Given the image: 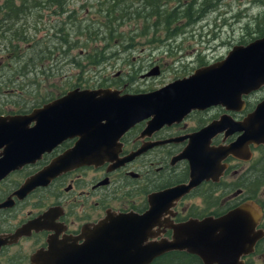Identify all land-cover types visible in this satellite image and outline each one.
Masks as SVG:
<instances>
[{
  "label": "flooded vegetation",
  "instance_id": "af4514ba",
  "mask_svg": "<svg viewBox=\"0 0 264 264\" xmlns=\"http://www.w3.org/2000/svg\"><path fill=\"white\" fill-rule=\"evenodd\" d=\"M263 36L224 42L222 57L198 62L188 73L180 66L171 70L166 65L162 69L151 66L141 78L159 77L164 71L173 75L155 88L129 92L125 83L96 88L75 85L33 108L74 89L107 88L120 95L151 92L188 77L197 68L216 64L232 47ZM131 47L125 45L122 51ZM3 52L4 60L10 62L12 50ZM105 54L108 59L117 52ZM153 68L157 74L146 75ZM263 101L264 83H260L250 91L232 93L203 109L190 110L177 122L155 127L150 118L142 119L120 137L111 163L64 170L27 193L18 192L23 183L70 149L77 138L65 139L34 163L8 172L0 179V264H62V242L74 243L81 251L90 243L98 247V240L108 237V230L120 227L109 225L115 219L110 215L142 216L151 207L155 216L150 222L126 228L129 238L141 239V245L169 241L173 228L189 220L218 219L241 210L250 220L236 223L240 232L236 236L233 226L232 237L242 231L258 239L240 261L264 264V136L258 129L260 121H245ZM18 108L7 113L0 108V116L26 114L32 109L17 113ZM93 248L89 251L94 254ZM50 249L54 254L48 259ZM159 257L149 264H155Z\"/></svg>",
  "mask_w": 264,
  "mask_h": 264
},
{
  "label": "water",
  "instance_id": "95a60500",
  "mask_svg": "<svg viewBox=\"0 0 264 264\" xmlns=\"http://www.w3.org/2000/svg\"><path fill=\"white\" fill-rule=\"evenodd\" d=\"M152 71L146 75L157 74L156 68ZM260 83H264V36L245 46H234L216 64L197 68L188 77L151 92L120 95L107 88L74 89L26 114L0 116V179L73 137L77 138L73 146L28 178L18 192L27 193L70 168L111 163L120 137L136 122L150 118V125L155 127L177 122L190 110L203 109L232 93L250 91ZM256 120L264 136V101L245 121ZM154 216L152 207L142 216L110 215L115 219L109 225L120 226L118 230H108V237L100 238L98 247L90 243L84 251L74 243L62 242V264H149L170 252L194 256L200 264H242L240 258L252 251L258 239L242 231L232 237L233 226L236 236L240 232L236 223L250 220L241 210L218 219L176 225L169 241L144 246L141 239L129 238L128 225L148 223ZM92 248L94 254L89 251ZM53 254L50 249L46 257L51 259Z\"/></svg>",
  "mask_w": 264,
  "mask_h": 264
},
{
  "label": "rangeland",
  "instance_id": "374dc122",
  "mask_svg": "<svg viewBox=\"0 0 264 264\" xmlns=\"http://www.w3.org/2000/svg\"><path fill=\"white\" fill-rule=\"evenodd\" d=\"M45 2V4L48 3L47 0ZM63 3L67 12L73 11L76 22L92 23L89 26L92 29L100 27L101 24L104 25L103 22L106 19H103V16L107 10L113 16L119 8L127 7L123 4V0H63ZM116 3L119 5L116 6ZM14 4L18 5L19 2L14 1ZM33 4L31 3V6ZM167 4L173 8L176 0H167ZM36 8L37 10L31 7L33 17L27 21L26 25L28 29L30 28V33H33L31 27L34 25L35 45L43 38L44 46L50 47L51 44H55L56 33L53 28L57 29L58 25H62L64 16H54L53 7L47 5H40ZM133 9L139 12L140 17L136 18L131 15L130 18L122 20L114 29L111 24L100 27L105 32L102 40L98 36L97 39L90 40L84 39L83 36H73L68 42L72 49L67 51L64 46L62 47L66 55L59 54L52 47L47 50L49 51L47 54H45L46 51L40 54L39 51H43V45L35 46L27 40L11 41L10 45L17 46L11 48L14 58L27 61V57L34 54L35 61H27L26 67L23 66L24 76L20 75L14 58L10 62L9 59L4 60V49H0V75H3L0 79L2 113L14 112L17 105L39 99L47 100L45 98L50 96L54 98L56 93H62L75 85L96 88V86L107 87L113 83H125L126 90L129 92L155 88L164 78L170 79L173 75L166 74L164 71L159 77L141 78V75L151 66L158 65L162 69L161 67L166 65L170 70L174 66H180L184 68V72L188 73L196 67L198 62L222 57L226 51L222 43L240 40L246 42L264 34V0H198L191 11L195 13L194 15L200 16L198 21L185 26L181 24L183 20L178 19L169 27L170 29L180 28L178 30L180 33L166 40L162 27L157 29L154 36L139 35V32L144 30L152 18L143 19V13L146 11L130 1L125 11L131 12ZM197 10L199 13H196ZM34 16L40 17L37 19ZM109 30L112 31L109 32ZM53 34H55L54 39H52ZM152 40L154 42L147 44ZM84 42L91 50V54L104 51L105 53L117 52V55L109 57L102 64L93 65L91 59L88 62L87 59L81 58L83 54L81 46ZM7 43V39H3L0 42V48L3 44L7 46ZM125 45L132 47L122 51ZM47 56H49L48 61L45 59ZM50 59L58 63L49 65ZM163 63L166 64L163 65ZM34 67L35 70H33ZM47 68L50 70L45 71L44 74L38 72L39 69L46 70ZM30 108L32 107L27 108L26 112Z\"/></svg>",
  "mask_w": 264,
  "mask_h": 264
},
{
  "label": "trees",
  "instance_id": "16d2710c",
  "mask_svg": "<svg viewBox=\"0 0 264 264\" xmlns=\"http://www.w3.org/2000/svg\"><path fill=\"white\" fill-rule=\"evenodd\" d=\"M14 1H18L19 4L15 5ZM48 3L45 4V0H0V42L3 39H7L8 43L7 46L5 44L2 45L0 49H4L11 53V48L14 46H11L10 43L13 40H27L32 45H35V28L33 30V33H30L28 30V26L26 25L27 21L33 17V11H31V7H34V9L37 10L36 7H39L40 5H47L50 7H53L52 13H54V16H64L62 25H58L57 29H54V32L56 33L55 36V44H51L50 47L44 46L45 44L42 43L43 38L41 42L37 43L35 46L43 45V51L40 50L39 53L43 54L44 51L45 54H47L51 47L54 50H57L59 54L66 55L64 52L65 49L67 51L72 49V46L68 44L69 40L73 38V36H83L84 39L90 40V39H97L96 37H100L99 39H103L102 37L105 35V32L101 30L100 27L107 26L108 24H111L113 26L112 29H114L115 26H118L122 20L128 19L133 15L136 18H139V12H136V9H133L131 12L125 11L128 7V4L130 1L134 2V5H138L141 7V10L143 9L146 11L143 13V19L149 20V19H155V21L149 20L148 24L144 27V30H141L139 32V35L145 36L146 34L153 35L156 34V31L159 27H162V31L164 32V39H169L171 37H174L175 34H178V30L180 28H174L170 29V25L177 22L178 19H182L183 22L181 24L187 26L194 21H198V18L200 17L198 14L194 15L195 13L191 12L192 8L195 6L198 0H176V4L171 8L167 4V0H123V4H126L125 9H120L116 12L115 15L111 16V13L109 10L105 12V15L103 16V19H106L103 24L97 26L96 29L89 28L90 24L92 23H85L81 24L80 22H76L75 15L72 14V11H66L63 5V0H47ZM114 1V0H113ZM205 1H211V0H205ZM31 3H34L33 6H31ZM118 3L115 5L117 6ZM119 5V4H118ZM171 8V9H170ZM202 9V8H200ZM63 11L66 12V15H63ZM196 13H199L197 10ZM35 18H39L40 16H34ZM181 20V21H182ZM99 25V24H98ZM34 27V26H33ZM112 30H109L111 32ZM62 33V34H60ZM54 35H52V39H54ZM154 42V40L150 41L149 43ZM55 45V46H54ZM65 47V49L62 51V47ZM82 52L81 58L87 59L89 62V59H91L93 65H99L102 64L106 59L107 55L104 53L94 52L91 54V50L88 49L86 46V42L82 43ZM104 48V47H103ZM107 47H105L106 49ZM10 58H14V55H10ZM46 61L49 60V56H47ZM27 61L33 62L34 54L32 56H28ZM23 61L21 58H14V62L17 63L19 68V73L21 76H24V70L26 67V62ZM52 63L56 65L58 62ZM77 62V61H75ZM37 68V67H36ZM35 70V67L33 68ZM32 73L34 74L35 72ZM50 69L47 68L42 69L38 72L40 74H44L45 71H49ZM29 74V72H28ZM53 96H50L49 98H52ZM48 99V98H45ZM44 99H39L37 101H33L27 104L19 105V108L17 110V113H23L26 112V109L29 107H35L38 106L40 102H43ZM31 109V108H30ZM155 264H200L198 259L194 256L182 253V252H173L168 253L165 255L160 256L158 259L155 260Z\"/></svg>",
  "mask_w": 264,
  "mask_h": 264
}]
</instances>
